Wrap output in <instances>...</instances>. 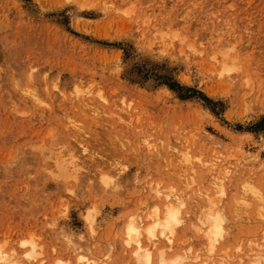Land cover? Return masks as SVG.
<instances>
[{
  "label": "rangeland",
  "instance_id": "1",
  "mask_svg": "<svg viewBox=\"0 0 264 264\" xmlns=\"http://www.w3.org/2000/svg\"><path fill=\"white\" fill-rule=\"evenodd\" d=\"M134 232L264 264V0H0L3 264H145Z\"/></svg>",
  "mask_w": 264,
  "mask_h": 264
},
{
  "label": "bare ground",
  "instance_id": "2",
  "mask_svg": "<svg viewBox=\"0 0 264 264\" xmlns=\"http://www.w3.org/2000/svg\"><path fill=\"white\" fill-rule=\"evenodd\" d=\"M171 220H175V217L173 216L172 213L169 212V219L166 220V224L165 225H162L160 227V229L158 230L159 233H154V230H148L146 236L148 237V236H155L156 235V237H158L159 234H162V233H164L167 230L170 233L167 234V235H165V234L164 235H165V238L167 240H170L171 239L170 238V234H172V228H171V224H170L171 223ZM176 221H177V219H176ZM214 225L215 226L218 225V216H216L214 218ZM208 228L209 229H208L207 233H209V234H211V232L214 233V231H211L210 225L208 226ZM131 236H132L133 242L135 243V256H136V258L137 259H142L145 262V264H150V256H149L148 252H146V250H145L146 249L145 248L146 246L143 245L144 242L140 238V232H134V234H132ZM208 237H210L209 238V245L212 247L213 246V240H212V238H211L210 235H208ZM79 259L85 260V262L82 263V264H91V262L89 261V259H85V256H83V255L82 256H79ZM204 264H208V263L205 262Z\"/></svg>",
  "mask_w": 264,
  "mask_h": 264
},
{
  "label": "clouds",
  "instance_id": "3",
  "mask_svg": "<svg viewBox=\"0 0 264 264\" xmlns=\"http://www.w3.org/2000/svg\"><path fill=\"white\" fill-rule=\"evenodd\" d=\"M0 264H3V258L0 257Z\"/></svg>",
  "mask_w": 264,
  "mask_h": 264
}]
</instances>
